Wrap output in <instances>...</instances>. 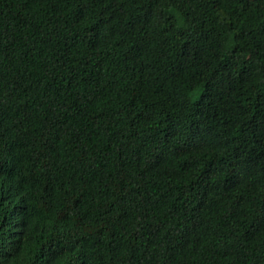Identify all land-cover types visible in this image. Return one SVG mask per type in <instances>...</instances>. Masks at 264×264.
Here are the masks:
<instances>
[{"label": "trees", "instance_id": "obj_1", "mask_svg": "<svg viewBox=\"0 0 264 264\" xmlns=\"http://www.w3.org/2000/svg\"><path fill=\"white\" fill-rule=\"evenodd\" d=\"M0 264H264V0H0Z\"/></svg>", "mask_w": 264, "mask_h": 264}]
</instances>
